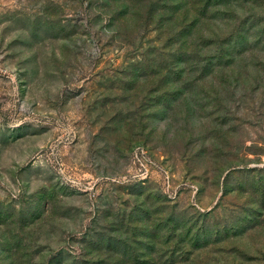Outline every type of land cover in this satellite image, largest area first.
<instances>
[{
	"label": "rangeland",
	"instance_id": "1",
	"mask_svg": "<svg viewBox=\"0 0 264 264\" xmlns=\"http://www.w3.org/2000/svg\"><path fill=\"white\" fill-rule=\"evenodd\" d=\"M0 264H264V0H0Z\"/></svg>",
	"mask_w": 264,
	"mask_h": 264
}]
</instances>
